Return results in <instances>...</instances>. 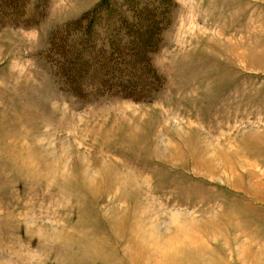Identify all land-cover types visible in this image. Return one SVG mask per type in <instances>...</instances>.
<instances>
[{
  "label": "rangeland",
  "instance_id": "374dc122",
  "mask_svg": "<svg viewBox=\"0 0 264 264\" xmlns=\"http://www.w3.org/2000/svg\"><path fill=\"white\" fill-rule=\"evenodd\" d=\"M102 1L0 15V264H264V0H106L155 17L128 27L141 100L69 91L45 54Z\"/></svg>",
  "mask_w": 264,
  "mask_h": 264
},
{
  "label": "trees",
  "instance_id": "16d2710c",
  "mask_svg": "<svg viewBox=\"0 0 264 264\" xmlns=\"http://www.w3.org/2000/svg\"><path fill=\"white\" fill-rule=\"evenodd\" d=\"M40 2L0 0V15L18 22H31L43 16L39 9L46 4L42 2L40 7ZM119 8L104 0L51 34L45 54L53 63L60 84L67 90L85 98L108 92L141 100L155 89L152 85L156 81L159 83L160 76L152 67L148 49H142L143 40L127 38L131 22H138L141 17L144 21H153L155 17L138 5L133 8L135 12L124 14L118 12ZM138 28L142 27L135 25V30ZM143 73L152 79L146 87L138 80L146 75Z\"/></svg>",
  "mask_w": 264,
  "mask_h": 264
}]
</instances>
